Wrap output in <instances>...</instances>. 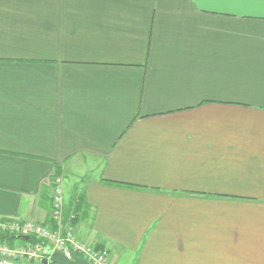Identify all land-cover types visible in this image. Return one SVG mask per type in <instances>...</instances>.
<instances>
[{
	"label": "crops",
	"instance_id": "obj_1",
	"mask_svg": "<svg viewBox=\"0 0 264 264\" xmlns=\"http://www.w3.org/2000/svg\"><path fill=\"white\" fill-rule=\"evenodd\" d=\"M56 166L110 264H264V0H0V221Z\"/></svg>",
	"mask_w": 264,
	"mask_h": 264
},
{
	"label": "built area",
	"instance_id": "obj_2",
	"mask_svg": "<svg viewBox=\"0 0 264 264\" xmlns=\"http://www.w3.org/2000/svg\"><path fill=\"white\" fill-rule=\"evenodd\" d=\"M51 185L49 215L56 226L50 228L33 220L0 221V233L20 238L34 236L40 241L35 244L15 242L11 245L7 239H0V264H51L49 260L54 252H60L70 260L77 255L89 264H110L106 250L96 251L90 243L77 238L72 225L75 215L68 221L65 219L63 175L54 176ZM43 260L48 262L43 263Z\"/></svg>",
	"mask_w": 264,
	"mask_h": 264
},
{
	"label": "trees",
	"instance_id": "obj_3",
	"mask_svg": "<svg viewBox=\"0 0 264 264\" xmlns=\"http://www.w3.org/2000/svg\"><path fill=\"white\" fill-rule=\"evenodd\" d=\"M57 175H61V171H60V167L59 166H56V171L53 173V175H52V180H53V177L54 176H57ZM52 183V182H51ZM51 186L52 185H50V189H51ZM205 196L206 197H215V198H230V197H225V196H221V195H206L205 194ZM51 198V197H50ZM232 199H234V198H232ZM83 200V198L81 197L80 198V202L78 203V204H76V202H75V204L73 205V206H70V208H68L67 210H68V212H67V210H66V213H65V219L68 221V220H70V217L69 216H67V214H71V212L73 213V214H75V219L72 221V225L74 226V223L76 222V221H79L82 217L84 218V216H85V214H88V212H89V208L87 207V205L86 204H84V203H82L81 201ZM51 224L50 225H48V227H50V228H54L55 226H56V224H55V222L51 219ZM74 231H75V228H74ZM75 234H76V232H75ZM76 236H77V234H76ZM77 238H78V236H77ZM0 239H7L8 240V242L11 244V245H14L15 244V242H19V243H32V244H35V243H39L40 241L37 239V238H35L34 236H31L28 240H24L23 238H20V237H16V236H14V235H7V234H2V233H0ZM79 239V238H78ZM80 240V239H79ZM80 241H82V240H80ZM82 242H85V241H82ZM88 243V242H87ZM90 245H92L93 246V248L96 250V251H107L108 252V254H109V251L104 247V246H102V245H98V244H90ZM110 262V261H109Z\"/></svg>",
	"mask_w": 264,
	"mask_h": 264
},
{
	"label": "water",
	"instance_id": "obj_4",
	"mask_svg": "<svg viewBox=\"0 0 264 264\" xmlns=\"http://www.w3.org/2000/svg\"><path fill=\"white\" fill-rule=\"evenodd\" d=\"M24 240H28L29 237H22ZM50 263L51 264H89L86 260H84L82 257L73 255L72 260L66 258L62 253L60 252H54L50 257ZM47 260H43V263H47Z\"/></svg>",
	"mask_w": 264,
	"mask_h": 264
},
{
	"label": "rangeland",
	"instance_id": "obj_5",
	"mask_svg": "<svg viewBox=\"0 0 264 264\" xmlns=\"http://www.w3.org/2000/svg\"><path fill=\"white\" fill-rule=\"evenodd\" d=\"M72 215H75V214H71L70 216H72ZM69 216V217H70ZM133 260V259H132ZM130 261H131V258L130 259H123V260H121V261H115V263L114 264H130Z\"/></svg>",
	"mask_w": 264,
	"mask_h": 264
}]
</instances>
